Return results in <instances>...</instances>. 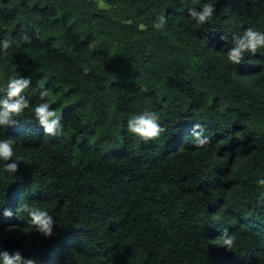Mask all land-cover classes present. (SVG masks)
<instances>
[{
	"label": "trees",
	"instance_id": "1",
	"mask_svg": "<svg viewBox=\"0 0 264 264\" xmlns=\"http://www.w3.org/2000/svg\"><path fill=\"white\" fill-rule=\"evenodd\" d=\"M205 2L0 0V41L12 42L0 97L10 78L32 80L30 108L0 126L23 157L14 176L0 161L2 250L40 264H264V49L226 58L234 33L264 31V0H218L196 25L187 8ZM41 84L63 117L57 137L34 117ZM144 112L165 128L147 144L127 131ZM196 122L212 138L203 149ZM23 202L53 216V237L16 215Z\"/></svg>",
	"mask_w": 264,
	"mask_h": 264
},
{
	"label": "clouds",
	"instance_id": "2",
	"mask_svg": "<svg viewBox=\"0 0 264 264\" xmlns=\"http://www.w3.org/2000/svg\"><path fill=\"white\" fill-rule=\"evenodd\" d=\"M218 0H208L199 6L187 8V14L196 25H205L212 21ZM167 23L166 17H160L159 22L154 24L158 30ZM145 25H140L144 29ZM25 44L32 43V37L25 33L22 37ZM12 42L8 39L0 41V48L3 53L11 47ZM264 49V31L248 27L241 33H234L232 36V47L227 50V61L233 65L238 66L244 62L246 55H255ZM31 77L25 78L22 76L10 78L6 87L2 90L4 95L0 97V126L6 127L8 125H16L18 120L23 116L26 109L30 108V101L25 95V91L31 86ZM39 97L42 101L33 109L34 117L38 120L40 126L43 127L45 135L57 137L62 134V115L50 107V103L46 98L51 95V89L46 88L43 84L39 85ZM127 131L139 137L145 144L150 141L159 139L165 132V128L159 123V116L155 112H144L135 115L127 120ZM13 138L0 139V161L8 162L4 165V172L9 176H14L19 171V165L23 161V157L16 156L14 152ZM212 143V138L204 134L203 126L200 122L193 125L192 144L196 149H203ZM10 161V162H9ZM258 184L264 186V179L258 180ZM264 206V201L259 202ZM26 214L29 218L28 223L35 229V231L45 238H51L55 235L54 226L56 221L47 211L41 210L38 207L30 205L28 202L21 203L16 211V215ZM3 216L11 218L13 212L11 209L3 211ZM221 241V246L227 251L232 252L236 245V235L229 234L227 228L223 234L218 237ZM0 264H40L37 258H25L20 251L9 253L2 250L0 244Z\"/></svg>",
	"mask_w": 264,
	"mask_h": 264
},
{
	"label": "rangeland",
	"instance_id": "3",
	"mask_svg": "<svg viewBox=\"0 0 264 264\" xmlns=\"http://www.w3.org/2000/svg\"><path fill=\"white\" fill-rule=\"evenodd\" d=\"M101 4H103L102 1H101Z\"/></svg>",
	"mask_w": 264,
	"mask_h": 264
}]
</instances>
